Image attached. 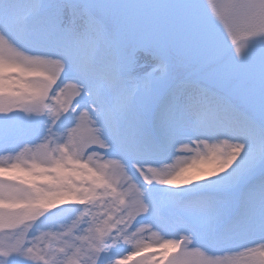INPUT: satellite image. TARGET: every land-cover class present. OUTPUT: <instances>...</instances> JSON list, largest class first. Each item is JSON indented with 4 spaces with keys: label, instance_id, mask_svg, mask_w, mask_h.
<instances>
[{
    "label": "snow or ice",
    "instance_id": "1",
    "mask_svg": "<svg viewBox=\"0 0 264 264\" xmlns=\"http://www.w3.org/2000/svg\"><path fill=\"white\" fill-rule=\"evenodd\" d=\"M0 153V264H264V0H0Z\"/></svg>",
    "mask_w": 264,
    "mask_h": 264
},
{
    "label": "bare ground",
    "instance_id": "2",
    "mask_svg": "<svg viewBox=\"0 0 264 264\" xmlns=\"http://www.w3.org/2000/svg\"><path fill=\"white\" fill-rule=\"evenodd\" d=\"M66 91H70V88L69 89H67ZM86 127V126H85ZM112 160L114 161L115 160V158H112Z\"/></svg>",
    "mask_w": 264,
    "mask_h": 264
},
{
    "label": "rangeland",
    "instance_id": "3",
    "mask_svg": "<svg viewBox=\"0 0 264 264\" xmlns=\"http://www.w3.org/2000/svg\"><path fill=\"white\" fill-rule=\"evenodd\" d=\"M86 135V133H84Z\"/></svg>",
    "mask_w": 264,
    "mask_h": 264
}]
</instances>
